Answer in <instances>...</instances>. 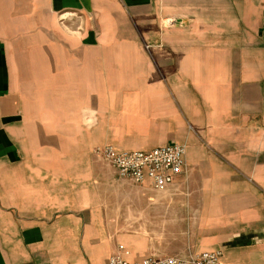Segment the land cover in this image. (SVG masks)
I'll return each instance as SVG.
<instances>
[{
	"label": "crops",
	"instance_id": "crops-1",
	"mask_svg": "<svg viewBox=\"0 0 264 264\" xmlns=\"http://www.w3.org/2000/svg\"><path fill=\"white\" fill-rule=\"evenodd\" d=\"M173 143L164 191L93 153ZM118 244L264 264V0H0V264Z\"/></svg>",
	"mask_w": 264,
	"mask_h": 264
},
{
	"label": "built area",
	"instance_id": "built-area-1",
	"mask_svg": "<svg viewBox=\"0 0 264 264\" xmlns=\"http://www.w3.org/2000/svg\"><path fill=\"white\" fill-rule=\"evenodd\" d=\"M186 145L163 144L149 149L118 151L109 144L96 146L93 153L112 167L118 177L137 185L150 184L157 191L172 185L176 176L186 173ZM127 249L118 244L107 258V264H220L221 250H203L186 256L159 257L147 255L128 260Z\"/></svg>",
	"mask_w": 264,
	"mask_h": 264
}]
</instances>
